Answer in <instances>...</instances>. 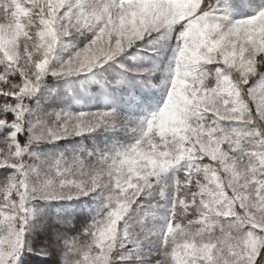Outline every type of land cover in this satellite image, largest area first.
Masks as SVG:
<instances>
[{
  "label": "snow or ice",
  "instance_id": "1",
  "mask_svg": "<svg viewBox=\"0 0 264 264\" xmlns=\"http://www.w3.org/2000/svg\"><path fill=\"white\" fill-rule=\"evenodd\" d=\"M0 264H264V0H0Z\"/></svg>",
  "mask_w": 264,
  "mask_h": 264
}]
</instances>
